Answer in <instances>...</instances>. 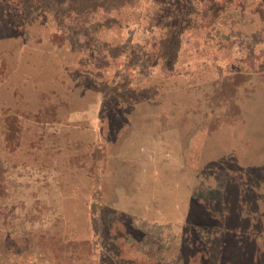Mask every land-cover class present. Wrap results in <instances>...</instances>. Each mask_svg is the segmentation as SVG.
<instances>
[{"label": "rangeland", "instance_id": "1", "mask_svg": "<svg viewBox=\"0 0 264 264\" xmlns=\"http://www.w3.org/2000/svg\"><path fill=\"white\" fill-rule=\"evenodd\" d=\"M173 1L0 0V242L57 264H264V0H193L172 64L147 30L126 46Z\"/></svg>", "mask_w": 264, "mask_h": 264}, {"label": "trees", "instance_id": "2", "mask_svg": "<svg viewBox=\"0 0 264 264\" xmlns=\"http://www.w3.org/2000/svg\"><path fill=\"white\" fill-rule=\"evenodd\" d=\"M69 3L71 4V2ZM192 4L196 5L193 0H175L171 3L165 2V5L167 6L153 7L152 14L147 20H143L144 22L137 20L134 26L130 28L129 31L131 33L125 41L126 46H129V44L133 42L132 39L134 38L137 31L147 30L148 35H150V37L147 38V45L148 47L151 45L150 49L155 48L154 50L157 51L154 52L152 50H149V54L154 56L158 54L159 59H161V64L163 65L174 63L175 61H177V57L180 53L179 46L182 41V26H184V24L188 22V19L184 18L182 15L185 16V7ZM82 10L88 12L95 11L96 8L94 9L91 5H88L86 8L79 6L78 13H80ZM165 10H169L170 14L174 12L175 15L172 16L169 20L160 19V15H157L158 12L161 13ZM102 11L104 13L105 11H108V9L103 7ZM27 21L29 23V20ZM108 21L110 22L109 19H101L95 22L93 21L90 24L87 23V25L85 26L87 32V40L85 42V46L88 48L90 55L97 54L99 52L98 49L94 48V43L97 42V39H99V37L97 38V32L101 27H103V29L107 28L109 25ZM111 22L114 21L111 20ZM83 23L84 22H82L80 26L82 28L84 26ZM167 24L169 26H174V30H169V27L166 26ZM134 43L135 44H133V49L137 47L134 45L138 44L137 42ZM16 241L18 240H11V243L4 242L3 240L0 242V264H35L32 258L33 256L29 254L31 251H33L35 246L33 247L31 246V244H27L24 249L17 250L18 248L16 247ZM35 249L41 250L48 257L47 261H42V264H57L55 263L53 255H56V252L58 253V248L53 252L51 251L50 246L46 247L45 245L39 244V246H36Z\"/></svg>", "mask_w": 264, "mask_h": 264}]
</instances>
